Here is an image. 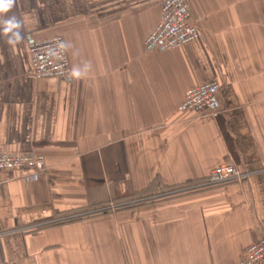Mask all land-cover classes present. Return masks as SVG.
<instances>
[{"label": "crops", "instance_id": "1", "mask_svg": "<svg viewBox=\"0 0 264 264\" xmlns=\"http://www.w3.org/2000/svg\"><path fill=\"white\" fill-rule=\"evenodd\" d=\"M164 1L14 0L0 13L22 37L8 43L0 24V152L46 158L35 180L0 171L7 264H239L264 236V0H188L200 38L148 52ZM54 35L72 75L37 78L27 39ZM210 80L220 113L182 109ZM225 162L247 176L51 225Z\"/></svg>", "mask_w": 264, "mask_h": 264}, {"label": "built area", "instance_id": "2", "mask_svg": "<svg viewBox=\"0 0 264 264\" xmlns=\"http://www.w3.org/2000/svg\"><path fill=\"white\" fill-rule=\"evenodd\" d=\"M200 35L188 0H165L159 23L145 39V50L150 52L184 48L199 39ZM27 43L35 77L68 78L72 75L71 60L63 36L54 35L42 39L29 36ZM220 88L217 80L189 88L182 109L193 111L201 117H216L221 111L218 101ZM4 170H20L27 180H35L46 170V158L34 152H0V171ZM246 176L235 164L225 162L210 172L207 181L216 185L242 180ZM0 264H7L1 249ZM239 264H264V236L246 248Z\"/></svg>", "mask_w": 264, "mask_h": 264}, {"label": "rangeland", "instance_id": "3", "mask_svg": "<svg viewBox=\"0 0 264 264\" xmlns=\"http://www.w3.org/2000/svg\"><path fill=\"white\" fill-rule=\"evenodd\" d=\"M211 184L208 181H204L201 183H192L186 184L184 186H180L177 188H169L161 192L160 194L155 195V193L145 194V195H127L123 196L122 198L116 199L114 202L106 204V210H115L117 208L122 207H135L141 204H148L156 201L157 199H163L168 196H176L181 195L182 193L196 191L199 188L210 186ZM177 189V190H176ZM112 208V209H111ZM103 210V209H102Z\"/></svg>", "mask_w": 264, "mask_h": 264}, {"label": "clouds", "instance_id": "4", "mask_svg": "<svg viewBox=\"0 0 264 264\" xmlns=\"http://www.w3.org/2000/svg\"><path fill=\"white\" fill-rule=\"evenodd\" d=\"M13 4H14V0H0V13L7 12L9 9L12 8ZM0 24L3 25L4 35H7L8 33H12V37H9L8 43L18 42L22 38L19 32L21 25L15 17H11L6 20L0 19Z\"/></svg>", "mask_w": 264, "mask_h": 264}, {"label": "trees", "instance_id": "5", "mask_svg": "<svg viewBox=\"0 0 264 264\" xmlns=\"http://www.w3.org/2000/svg\"><path fill=\"white\" fill-rule=\"evenodd\" d=\"M107 212H109V210L103 209V210H99V211H96V212H93V213H90V214L79 215L78 217H75V218H66V219H63V220H59V221L53 222L51 225L58 224V223H65V222H68V221H73L75 219L79 220V219H82V218H85V217H89V216L105 214Z\"/></svg>", "mask_w": 264, "mask_h": 264}]
</instances>
